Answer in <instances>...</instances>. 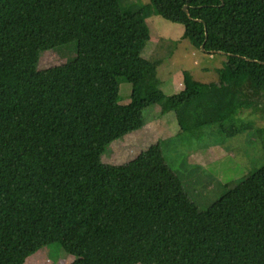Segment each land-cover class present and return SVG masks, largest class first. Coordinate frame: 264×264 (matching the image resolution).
I'll return each instance as SVG.
<instances>
[{
    "label": "trees",
    "instance_id": "16d2710c",
    "mask_svg": "<svg viewBox=\"0 0 264 264\" xmlns=\"http://www.w3.org/2000/svg\"><path fill=\"white\" fill-rule=\"evenodd\" d=\"M152 16L225 55L218 81L185 71L166 95L161 61L142 57ZM65 45L64 65L39 68ZM155 105L181 134L251 130L244 113L264 114V0H0V264L54 243L71 264H264V165L201 210L179 177L147 194L136 161H102L109 128L141 130ZM256 134L264 148V126Z\"/></svg>",
    "mask_w": 264,
    "mask_h": 264
},
{
    "label": "rangeland",
    "instance_id": "374dc122",
    "mask_svg": "<svg viewBox=\"0 0 264 264\" xmlns=\"http://www.w3.org/2000/svg\"><path fill=\"white\" fill-rule=\"evenodd\" d=\"M138 3L139 0H130ZM147 3L150 0H141ZM151 39L142 51L149 61H161L160 88L166 95L180 92L183 73L189 71L202 83L218 81L216 70L227 57L223 54H205L188 39H183V25L160 16L147 20ZM68 46L43 52L39 68L64 65ZM177 76V80L171 78ZM184 86V84H183ZM184 88V87H183ZM132 85H120V104L131 101ZM146 125L128 135H118L115 126L109 128L111 142L102 158L105 164L123 165L136 161L143 190L150 194L158 187L179 177L186 191L201 210H206L220 199L232 185L244 180L264 165V148L257 128L264 126V114L250 116L244 113L241 123L253 128L236 138H227L214 128L207 127L199 135L181 134L174 112L163 116L155 105L144 113ZM212 147V148H211ZM74 256L65 252L59 243L42 248L29 257L25 264H71Z\"/></svg>",
    "mask_w": 264,
    "mask_h": 264
},
{
    "label": "crops",
    "instance_id": "0c3cea01",
    "mask_svg": "<svg viewBox=\"0 0 264 264\" xmlns=\"http://www.w3.org/2000/svg\"><path fill=\"white\" fill-rule=\"evenodd\" d=\"M173 76H174V78H173ZM171 78L176 79L177 76L173 74ZM176 80H177V79H176ZM183 87H184V86H183V83H180V85H179V88H181L180 90H182ZM211 148H212V147H211Z\"/></svg>",
    "mask_w": 264,
    "mask_h": 264
},
{
    "label": "water",
    "instance_id": "95a60500",
    "mask_svg": "<svg viewBox=\"0 0 264 264\" xmlns=\"http://www.w3.org/2000/svg\"><path fill=\"white\" fill-rule=\"evenodd\" d=\"M185 10H187V8L185 7ZM202 50H204V47H202Z\"/></svg>",
    "mask_w": 264,
    "mask_h": 264
}]
</instances>
